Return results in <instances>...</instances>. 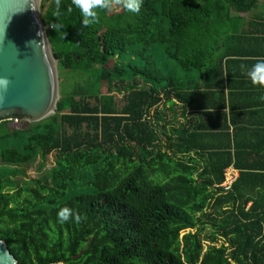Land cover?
<instances>
[{
	"label": "trees",
	"instance_id": "1",
	"mask_svg": "<svg viewBox=\"0 0 264 264\" xmlns=\"http://www.w3.org/2000/svg\"><path fill=\"white\" fill-rule=\"evenodd\" d=\"M69 6L61 0L55 32L54 0L40 4L60 71L55 114L23 129L0 122L10 254L19 264H264V167L220 110L221 62L234 52L214 54L228 12L257 0H143L139 14L98 10L88 27ZM65 207L73 217L61 223Z\"/></svg>",
	"mask_w": 264,
	"mask_h": 264
},
{
	"label": "water",
	"instance_id": "2",
	"mask_svg": "<svg viewBox=\"0 0 264 264\" xmlns=\"http://www.w3.org/2000/svg\"><path fill=\"white\" fill-rule=\"evenodd\" d=\"M40 4L41 0H0V77L10 80L7 91L0 92V122L12 116L39 122L55 114L60 98L58 59ZM0 264H19L1 240Z\"/></svg>",
	"mask_w": 264,
	"mask_h": 264
},
{
	"label": "crops",
	"instance_id": "3",
	"mask_svg": "<svg viewBox=\"0 0 264 264\" xmlns=\"http://www.w3.org/2000/svg\"><path fill=\"white\" fill-rule=\"evenodd\" d=\"M227 15V40L224 37L214 53L219 58L224 56L225 50L234 52L221 62L225 102L224 109L220 110L227 116L230 133L233 130L231 118L235 125L242 124L246 129L244 146L260 151L256 164L264 167V87L253 85L247 76V70L264 59V0H257L252 11L230 10ZM260 171L264 174V168Z\"/></svg>",
	"mask_w": 264,
	"mask_h": 264
},
{
	"label": "clouds",
	"instance_id": "4",
	"mask_svg": "<svg viewBox=\"0 0 264 264\" xmlns=\"http://www.w3.org/2000/svg\"><path fill=\"white\" fill-rule=\"evenodd\" d=\"M55 9L53 11V17L56 23H51V28L56 32L64 28V25L59 22V17L63 14L61 12V0H54ZM143 0H71V6L67 8V12H72V6H75L80 10L82 15V26L88 27L94 23L99 22V11H112L114 8L120 6L131 13L139 14L142 7ZM4 28L3 36L5 35ZM242 67H244L242 65ZM247 76L253 85H259L264 87V59L258 60L251 69L247 70ZM10 84V80L7 77H0V92H6ZM3 96L0 95V101ZM73 217L72 211L65 207L58 212V219L61 223L69 221ZM81 217L79 214H75V221L80 222Z\"/></svg>",
	"mask_w": 264,
	"mask_h": 264
},
{
	"label": "rangeland",
	"instance_id": "5",
	"mask_svg": "<svg viewBox=\"0 0 264 264\" xmlns=\"http://www.w3.org/2000/svg\"><path fill=\"white\" fill-rule=\"evenodd\" d=\"M120 8L121 7L118 6V7L114 8L112 11H115V12L119 11ZM40 17H41V14H40ZM58 72L60 74L59 69H58ZM4 121H8V126L10 128H13V129H23L27 126V123H28L27 120L23 116L22 117H16V118H15V116H12L11 118H5ZM52 164H53V155H50L48 158V164L47 165L52 166ZM34 167L36 168V166H34ZM27 174L31 178H35L38 176V172L36 170H33V169L29 170ZM209 232H210V227L207 226L201 234V238L203 239L202 242H203L204 247L209 245V241H207L205 239V237L207 235H209ZM222 242H223L222 240H218L216 243V246L221 245Z\"/></svg>",
	"mask_w": 264,
	"mask_h": 264
},
{
	"label": "built area",
	"instance_id": "6",
	"mask_svg": "<svg viewBox=\"0 0 264 264\" xmlns=\"http://www.w3.org/2000/svg\"><path fill=\"white\" fill-rule=\"evenodd\" d=\"M237 174V171L232 167L228 168L224 173V182L222 186L228 188L235 181Z\"/></svg>",
	"mask_w": 264,
	"mask_h": 264
}]
</instances>
